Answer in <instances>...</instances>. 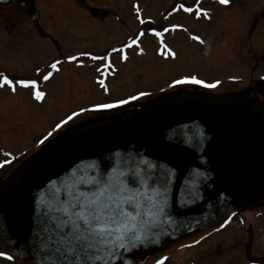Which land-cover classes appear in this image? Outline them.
Wrapping results in <instances>:
<instances>
[{
  "label": "water",
  "instance_id": "water-1",
  "mask_svg": "<svg viewBox=\"0 0 264 264\" xmlns=\"http://www.w3.org/2000/svg\"><path fill=\"white\" fill-rule=\"evenodd\" d=\"M14 1L0 0V5ZM27 3L21 0L22 7ZM99 12L95 8L93 15ZM28 13L39 20L34 6ZM117 152L156 165L154 175L162 168L170 172L165 211L171 223L160 217L151 225L148 242L122 250L112 264H126L172 235L264 201L263 103L251 96L171 94L66 133L36 152L0 188L1 242L16 255L52 264L50 250L42 247L41 191L50 182L59 185L81 161H104ZM187 192L195 195L187 198Z\"/></svg>",
  "mask_w": 264,
  "mask_h": 264
},
{
  "label": "flooded vegetation",
  "instance_id": "flooded-vegetation-1",
  "mask_svg": "<svg viewBox=\"0 0 264 264\" xmlns=\"http://www.w3.org/2000/svg\"><path fill=\"white\" fill-rule=\"evenodd\" d=\"M27 1L28 3L26 7L21 6V0H16L9 5L0 6V57H2L0 61H5V64L0 65V73L7 74L12 79L25 77L36 78L39 80L41 88H43L50 85L49 80H51V78L48 81L40 79L47 70H51L49 66L52 62H54V57L50 56L55 50L67 51L68 48H61L59 46L24 47L20 45L21 39L23 43V40L27 38L21 35V31H15L18 25L21 24V20L19 16L14 17L13 15H7L4 12V8L16 6V9L19 11L24 10L28 12L29 7H36L33 0ZM70 1L72 3V0ZM80 1L81 10L83 12L81 13V16L83 17L82 19L91 24L110 20L115 29L117 41L115 46L111 47V49L117 48L122 50L112 53L113 55L111 54L112 56L110 59L112 67L110 68L113 69H117L119 66L129 67L132 56L130 51L135 48H143V52L151 54V56H156L159 60L161 58H175L171 55L165 56L161 51H159L161 48L160 38L147 31L150 27H155L157 30H161L162 28L173 24L182 25L183 27L176 28L175 30L169 28V31L164 33V43H167L168 46L175 52L178 51V47L175 44L179 41L180 43L182 42L183 37L181 33L183 30H189L191 32V35H188L190 36V40H187L189 45H191V41H195L196 43L202 45L203 48L207 47L208 42L204 35L195 30L198 29L200 25H208L207 29L210 28V26H213V32L224 34L225 38L226 36L231 37L233 35L238 37L237 34H230L234 31L233 28H235L236 25L232 29H226L229 24L231 25V23L241 22V24L246 25L251 23L249 26L250 33L248 35V39H251V42H253L254 39H261L264 32V0H231L229 5H222L219 3V0H200V7L210 10V20L205 18L203 15L200 18H197L195 13L190 14L183 10L173 12V9L179 3L193 6L195 5L196 0H156L159 2L158 5L160 6L156 9L152 8V4L154 2L152 0H150L149 5L144 4L142 1V5H138L136 0H131L130 13L125 15L118 14V12L114 11V5L111 6L110 0ZM74 4H72V7L76 8L77 4L75 2ZM250 6L252 10H255L254 7L260 9L254 13L252 10H248V7ZM137 7L140 9L139 13L136 11ZM78 8L80 7H77V9ZM95 8L100 10V13L93 16L92 12ZM150 10L154 12L153 15L150 14ZM217 12H225L226 16L224 18H219L218 21L215 22ZM29 18L31 19L30 16ZM141 18L146 21L143 25L139 22ZM228 18H230V21ZM34 23L32 24L33 27L35 25ZM97 25L99 26L101 23ZM34 28L36 29V31L34 30V33L37 38L47 39L45 41L46 43H51L54 40L51 35H48V32L41 31L39 29V25ZM241 28L242 26H240V29ZM141 29L145 30V35L139 38V43L132 45L131 47L124 48L123 46L129 43V38H136ZM122 30H124L123 33L127 30L129 35L123 42H120L118 39L119 36L123 34ZM234 32L239 33L238 30ZM193 35L201 36L203 43L193 39ZM148 39L152 40L151 46L156 44L154 46V51L146 49L147 42L144 41H149ZM255 48L256 47H249L246 53L254 55ZM111 49H108V51ZM227 49V45H225L221 47V52L225 50V52L229 54L230 52H227ZM125 50L129 51V53L126 52L128 56L127 60L123 59V53ZM232 52H235V50H232ZM105 53L106 52H102L100 55ZM235 54L238 58H240L239 55L241 52H237ZM254 61L255 64L253 65L251 71L258 75H256V78H251L250 80L246 79V77L242 78L241 76H225L221 77V79L215 78L211 80V82L202 79L206 82L205 84H197L192 81L174 83V81H183L184 77H181L180 79L175 78L172 82L170 81V85H165L158 90L144 91L146 92L145 95L138 94L131 97H135L137 100L143 99L145 103L163 95H181L185 93L191 94L193 92H200L215 96H251L256 100L261 101L264 105V81L261 82V84L259 83V80L264 79V54L258 56L256 55V60ZM97 63L98 62L95 60H83V63L76 65L91 66L92 64ZM37 68L41 69L40 73L35 71ZM237 69V67H234L235 71ZM67 75L70 74L64 72L62 76ZM81 77H83V74ZM81 77L77 78L75 81H71L76 84L78 89L82 92V87L86 90L88 87L91 88V86L88 84H80L81 82L79 79ZM250 81H252L251 86L248 85ZM207 84H214L215 86L208 87L206 86ZM1 90L0 119L11 118L13 119L12 123L14 126L10 128L9 133L0 131V188L15 175L14 173L17 172L22 163H25L35 154V152L40 149L42 150V148L51 140L62 134L84 127L89 123L98 122L100 120L113 117L119 113V110H116L115 108H112L115 110L111 109L109 113H106L104 109L100 108L101 110H99L96 115L92 116L87 114V116L84 117V111H80L78 108L71 109V107H67V109H69V113L57 120L54 125H50L49 123L50 126L43 131L44 133L38 132L34 135V131H37L39 128H37L38 126H32L39 123L38 112L41 111L40 108L43 107V111L49 115L54 114V111L57 113V110L60 109V107L62 108L65 106L67 102L66 99L69 97V94L59 95V93H57L58 97H56L57 95H46L43 101H37L33 96H31V90L25 89L22 86H17L16 93H13L9 86L0 88V91ZM56 102H61V105H57ZM45 103L47 104L45 105ZM77 110H79L78 113H76ZM73 113H76V115L73 116ZM69 117H71V119H69ZM16 120L20 121L19 125L14 123ZM61 121H64V123L61 124ZM23 122H25V124ZM57 124H60L59 128L56 127ZM26 125H28L29 129V142H27L24 147L23 143L19 142V139L23 138V133L21 132H23L22 129H24ZM7 134H15V138H7ZM7 140L13 148L20 147V149L17 150V152L21 151L22 153L20 157L9 159L8 161L4 160V158L7 157L8 152H11V150L8 149L9 146L7 145ZM222 224L224 225L223 227H221ZM201 237H203V239H201ZM194 241H199V243H194ZM181 245H184V247H181ZM229 245L230 248L228 258L224 259L223 257L222 260L221 258L223 254L220 255V249L222 246H224V248H228ZM0 252H6L13 257L12 259H8L7 257L0 256V264H40L35 260L16 255L13 251L9 250L1 242V240ZM200 253L204 254L203 258L207 257L210 259L203 262L201 260V256H199ZM164 256L168 257V259L164 261V264H264V201L256 206L246 209L245 211H235L218 224L215 223L205 227L194 228L179 234L178 236H172L166 243L158 247L155 251L144 254L138 259L128 261L126 264H155L157 259Z\"/></svg>",
  "mask_w": 264,
  "mask_h": 264
},
{
  "label": "rangeland",
  "instance_id": "rangeland-1",
  "mask_svg": "<svg viewBox=\"0 0 264 264\" xmlns=\"http://www.w3.org/2000/svg\"><path fill=\"white\" fill-rule=\"evenodd\" d=\"M111 6L114 5V11L118 14L125 15L130 13L131 0H110ZM146 5L150 4V0H136L138 5H142V2ZM152 4V8L156 9L159 5V2L156 0ZM36 8L40 12V19L37 24L41 31L48 32V35L53 37L51 43H46L47 39H39L36 37L34 27L38 26L29 18L27 11H19L16 9V6L4 8V12L7 15H13L14 17L19 16L21 24L15 29L18 32L21 31V35L27 37L23 40L21 39V46H38V47H51L59 46L61 48H68L65 50H55L50 57H54V60H60L61 63L58 66L59 70H53V76L51 77L50 85L47 87L41 88L42 91L46 93L47 96L69 94V97L66 99V104L64 107L54 111L52 115L46 114L43 111V107L40 108L39 123L34 124L32 127L39 128L35 133L46 130L50 125L64 117L69 113L67 107L71 109H85L83 116L86 117L87 114L96 115L100 108H94L95 104L102 103H113L115 104L116 110H119L118 114H123L131 109L136 108L144 104V100H131V96L138 95L144 91H153L158 90L159 88L170 85V81L175 78H181L186 76H196L199 79H205L210 81L215 78L225 77V76H241L246 79L256 78V75L252 70L253 65L255 64L256 55L264 54V32L261 39H257L251 42V39H248L250 33V24L243 25L241 22L231 23L227 26L226 29H232L234 31L238 30L239 33L231 32L230 34H237L224 38V34H219L213 32V26L207 29L208 25H200L198 29H195L198 33L204 35L205 39L208 42L206 48H203L202 45L191 41V45L188 44L187 40H190L191 32L189 30L182 31V42L176 43L178 51H176L175 58H161L160 60L156 56H151V54L145 52H139L138 48L131 50V62L128 66H119V68H109L108 70L101 69L99 72L97 69L105 61H97V64H92L91 66H81L80 61L90 60L91 57L78 56L76 61H70L67 59L68 56L78 55L81 52H91L93 55H100L102 52H110L108 49L114 47L117 41L116 32L111 24L110 20L100 21L99 23L91 24L86 22L81 16L82 8L81 1L72 0H33ZM74 2L77 4V9L72 7ZM75 5V4H74ZM160 7V6H159ZM255 10H252L251 6L248 7V10H252L254 13L260 8L254 7ZM235 9V8H233ZM218 11V8H217ZM113 13V12H112ZM239 13V12H238ZM150 14H154L150 10ZM230 14V13H229ZM225 12L218 13L215 19V22L219 18H224ZM128 20V19H127ZM230 21V18H228ZM129 21V20H128ZM214 22V24H215ZM35 24L34 27L32 24ZM101 25H97L100 24ZM212 24V25H214ZM192 25V24H191ZM240 26L242 28L240 29ZM245 27V28H243ZM10 30V29H9ZM124 30H122L123 33ZM121 36H119L120 42H123L124 39L129 35L127 30H125ZM247 34V37H246ZM149 40V39H148ZM142 42V41H141ZM147 42V48L150 51H154V46L152 45V40L144 41ZM181 45H180V44ZM223 44V45H221ZM227 45V54L225 50L221 52V47ZM253 46V47H252ZM157 47V46H156ZM255 48L254 55L246 53L248 48ZM235 52H232V50ZM61 52V53H59ZM125 52H128L125 50ZM241 52L239 55L240 58L235 54ZM243 52V53H242ZM68 53V54H65ZM121 54V52H120ZM113 55V54H112ZM111 55V56H112ZM118 56V54H117ZM4 58V56H3ZM224 58V59H223ZM2 59V57H0ZM226 59V60H225ZM229 62H228V61ZM221 63V64H218ZM5 64V61H0V65ZM238 65V66H235ZM234 67L238 69L235 71ZM64 72H67L70 75L62 76ZM83 74V77H81ZM80 84H88L91 88L85 90L82 87V92L78 89L77 85L74 84L71 80H76L79 78ZM103 81V83L101 82ZM107 84V90L104 88V84ZM249 86L252 85V81L249 82ZM2 93V90L0 91ZM146 93V92H144ZM58 97V95L56 96ZM53 98V97H52ZM129 102L124 104H117L119 100H128ZM47 103H45L46 105ZM57 105H61V102H56ZM50 106V103H49ZM112 109V110H115ZM43 111V112H42ZM79 110L76 111L78 113ZM111 109L105 110L106 113H109ZM11 118L9 119H0V131L1 132H10V128L14 126ZM14 123L18 124L20 121L16 120ZM25 124V122H23ZM50 123V125H49ZM27 127V128H26ZM23 130V138L19 139V142L25 144L29 142V129L28 125ZM42 129V130H41ZM40 133V134H41ZM19 134V133H18ZM39 134V135H40ZM15 138V134H7L6 136ZM7 145L9 150L7 157L4 160L8 161L22 155L21 151L17 152L18 148H13L10 146L9 141L7 140ZM259 238V236H258ZM263 245V244H262ZM229 248L221 247L220 251L224 259L228 258ZM235 249V248H234ZM228 253V254H227ZM203 253H200L201 260L206 262L210 258L204 257Z\"/></svg>",
  "mask_w": 264,
  "mask_h": 264
},
{
  "label": "snow or ice",
  "instance_id": "snow-or-ice-1",
  "mask_svg": "<svg viewBox=\"0 0 264 264\" xmlns=\"http://www.w3.org/2000/svg\"><path fill=\"white\" fill-rule=\"evenodd\" d=\"M219 3L229 5L231 0H219ZM179 10L195 13L197 18L203 15L211 19L210 10L200 7V0H196L193 6L179 3L173 12ZM136 11L140 12L139 7ZM139 22L142 25L146 23L143 18ZM181 27L183 26L173 24L161 30L150 27L147 31L160 38L159 51L163 55L175 57L176 52L164 43V33H167L169 28L175 30ZM144 35L145 30L141 29L137 37L129 38V43L123 47L128 48L138 44L139 38ZM193 39L203 43L199 35H193ZM121 50L112 48L103 55H93L85 51L68 56L67 59L76 61L78 56H86L95 61H105L97 69L99 72L101 69L108 70L112 67L111 54ZM139 51L143 52L144 49L140 48ZM127 58V53L124 52L123 59L127 60ZM60 63V60L52 62L49 66L51 70H47L40 79L48 81L53 76V70H59ZM35 71L40 73L41 69L37 68ZM187 81L197 84L206 83L196 76H186L183 81H174V83ZM5 86H9L13 93H16L17 86L30 89L31 96L37 101H43L46 96L36 78L12 79L7 74L0 73V88ZM103 86L107 90V84ZM145 94L140 93V95ZM116 103L124 104L127 101L119 100ZM93 107L112 108L115 104L102 103ZM84 110L80 109V111ZM62 123L64 121H61ZM56 127L59 128L60 124ZM155 167L156 165L147 163L143 158L136 159L132 153L117 152L104 161H81L66 174L59 185L54 181L50 182L47 190L41 191L38 201L44 208L42 247L50 250L49 254L53 256L52 264H112L117 257H122V250L127 252L148 242L152 232L151 225L160 217H163L165 222L171 223V217L165 211L170 172L162 168L160 174L154 175L152 169ZM194 195V192L186 193L187 198ZM223 226L222 224L221 227ZM0 256L13 258L6 252H0ZM167 259V256L161 257L155 264H164Z\"/></svg>",
  "mask_w": 264,
  "mask_h": 264
}]
</instances>
